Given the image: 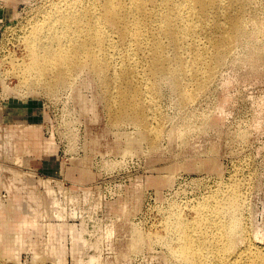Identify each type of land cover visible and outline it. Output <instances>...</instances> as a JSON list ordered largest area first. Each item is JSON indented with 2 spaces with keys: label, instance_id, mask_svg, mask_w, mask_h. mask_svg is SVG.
Instances as JSON below:
<instances>
[{
  "label": "rangeland",
  "instance_id": "374dc122",
  "mask_svg": "<svg viewBox=\"0 0 264 264\" xmlns=\"http://www.w3.org/2000/svg\"><path fill=\"white\" fill-rule=\"evenodd\" d=\"M89 1L0 0V122H13L1 119L5 111L18 114L51 142L46 151L24 153L13 148L14 123L0 124V164L21 167L15 155L27 159L25 178H31L11 185L9 171L0 167V264H84L95 253L100 264H183L168 256L164 242L144 245L140 235L163 234L171 213L192 218L200 202L222 198L234 182L244 203L237 247L248 242L264 247V59L259 51L264 44L256 40L254 27L246 26L250 20L264 31V0L249 4L236 52L188 108L179 107L169 80L157 82L156 109L146 111L154 123L164 121L156 150L134 141L141 135L134 125L110 124L101 88L88 71L73 75L54 93L24 83L25 75L18 74L31 27L42 25L49 13ZM118 57L111 56V66L119 68ZM142 70L139 65L138 74ZM223 99L227 102L219 108ZM26 134L21 138L31 136ZM38 179L49 181L51 191L45 192ZM25 216L42 226L74 225L89 244L74 253L70 233L55 239L42 230L18 240L15 233Z\"/></svg>",
  "mask_w": 264,
  "mask_h": 264
},
{
  "label": "bare ground",
  "instance_id": "6f19581e",
  "mask_svg": "<svg viewBox=\"0 0 264 264\" xmlns=\"http://www.w3.org/2000/svg\"><path fill=\"white\" fill-rule=\"evenodd\" d=\"M251 2L90 0L67 6L49 13L42 25L35 27L34 24L31 33L27 32L29 36L24 44L28 49L27 59H24L23 67L20 66L22 71L18 69L23 73L18 74L21 77L25 75V81L21 80L24 83L29 81L30 86L33 84L35 87L36 84L37 88L43 85L42 88L51 92L66 86L73 75L77 77V74L88 71L101 88L110 111V124L134 125L141 134L134 141H145L151 150H156L163 135L164 121L156 120L154 123L155 118L146 111L152 109L151 113H154L156 109L157 82L169 80L177 94L179 107L188 108L209 88L221 66L236 52L239 34L244 33L247 27L249 30L254 27L256 40L263 45L264 31L255 22L247 21V27L243 29L244 14ZM263 25L264 22L260 28H264ZM115 47L120 52L117 53ZM259 51L264 59V45ZM110 54L116 59L120 54L119 68L111 66ZM139 65L143 67L140 74L137 71ZM145 100L151 105H147ZM226 102V99L221 100L218 107L222 108ZM27 121H13L11 132L16 135L13 148L17 150L18 146V150L27 154L49 149L51 142L42 139ZM190 126L193 127V122L187 127ZM26 133L31 136L22 139ZM125 152H131L130 144ZM15 158L24 165L0 164V167L9 171V184L22 186L21 180L30 171L25 170L27 159L17 155ZM40 180L38 182L44 185L45 192H50V182ZM240 192V185L234 182L222 198L200 202L192 218L184 217L182 211L171 213L165 225L163 223V234L150 231L140 235L139 239L144 245L164 242L168 256L183 264H264V247L252 242L237 247L238 238L242 239L244 233L241 229L244 203ZM35 196L33 187L30 198L34 203ZM17 202H24L23 196ZM57 204L54 201L52 208L57 209ZM18 225L19 230L15 233L18 240L42 230L55 239H59V234H62V239L63 233H70L74 253H79L83 246L89 244L82 236L83 230L76 229L74 225L55 222L46 223V226L40 223L39 226L37 219L30 216H25ZM34 242L31 244L35 245ZM54 249L60 259V247L57 245ZM78 263L81 260L78 259ZM84 264H100L99 256L91 254Z\"/></svg>",
  "mask_w": 264,
  "mask_h": 264
},
{
  "label": "crops",
  "instance_id": "0c3cea01",
  "mask_svg": "<svg viewBox=\"0 0 264 264\" xmlns=\"http://www.w3.org/2000/svg\"><path fill=\"white\" fill-rule=\"evenodd\" d=\"M1 109V108H0ZM1 112V111H0ZM18 114H15L14 116H13V113L11 114V115H7V113H6V111L4 112V114L1 116V119H3V121H14L15 119H16V117H17V119H20V118H18V117H20V116H17ZM13 118H15L14 120H13ZM1 121V120H0ZM0 124H5V123H3V122H0ZM13 124V122L11 123V124H5V125H12Z\"/></svg>",
  "mask_w": 264,
  "mask_h": 264
}]
</instances>
